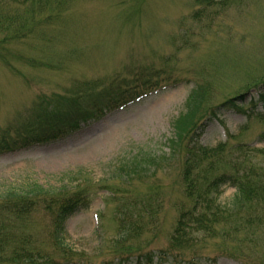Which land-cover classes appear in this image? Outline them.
Masks as SVG:
<instances>
[{"label": "rangeland", "instance_id": "374dc122", "mask_svg": "<svg viewBox=\"0 0 264 264\" xmlns=\"http://www.w3.org/2000/svg\"><path fill=\"white\" fill-rule=\"evenodd\" d=\"M104 98L103 124L0 155V264H264V0H0V152ZM239 175L248 204L176 229Z\"/></svg>", "mask_w": 264, "mask_h": 264}, {"label": "trees", "instance_id": "16d2710c", "mask_svg": "<svg viewBox=\"0 0 264 264\" xmlns=\"http://www.w3.org/2000/svg\"><path fill=\"white\" fill-rule=\"evenodd\" d=\"M202 152H203L202 149H197L196 151H194L192 148H190V150L187 151V154H188V156L186 157L187 162H193L194 156H197V154H201ZM203 156H205V155H203ZM141 163L142 162L140 159L139 160L136 159L135 161L127 163L126 166H123L121 169L123 171L125 167L128 169H132L133 167L136 168L140 165H141V167H144L143 164H141ZM140 171H142V170H140ZM229 179L234 181L235 184H233V185H234V188H236V192H235L233 199L231 201L232 203L229 205L230 207L229 206L228 207L227 206H219V205L215 206V203H213L214 200L200 199V196L198 195L197 199H196V205L191 210L194 211L195 209H199V208H197L198 204L208 202L206 204V206L201 209L205 212V214H203V216L201 218H197L193 215L194 212L192 213L191 210L182 211L180 214L181 218H180L179 222L177 223L176 229L180 228V231H181L183 229V227L186 226V223L192 221V225L198 226L200 231H202L203 233L206 232L207 235H210L212 232L210 231V227L207 224H208L211 216H213V217L218 216L219 217V215H221L222 212L226 213V212H229L230 209H232V208H240L243 205L245 206V204H248V201H250V198H252V192L254 191L253 187H251V183L249 182V180L243 175H239V176H236L233 178L230 177ZM205 194L206 193L204 192L203 195H205ZM25 195H27V194H25ZM70 210H72V209H70ZM132 211H134V213H131ZM188 211L190 213L185 214ZM126 214L129 216V222L127 223L128 225H132L133 221H135V222L138 221L140 219V218L138 219V217L141 214H145L143 216H146L148 219H149V217H152L151 214H148L147 211L140 209V208H137L135 210H128V211H125L123 213V215H126ZM204 216H206V217L203 218ZM129 230H133V229H131L129 227ZM59 235H62V228H60ZM182 242L184 243V241H179L177 243L181 244ZM34 259H35L34 257H30V256L26 257V255H25V257L24 256L19 257V258L13 260V262L14 261L16 262L18 260L16 263L19 264V262H20L19 260L32 262ZM6 263H11V262H6Z\"/></svg>", "mask_w": 264, "mask_h": 264}]
</instances>
